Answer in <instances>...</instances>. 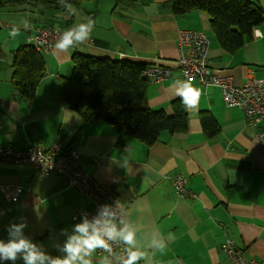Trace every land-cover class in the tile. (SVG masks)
Listing matches in <instances>:
<instances>
[{"label": "crops", "instance_id": "0c3cea01", "mask_svg": "<svg viewBox=\"0 0 264 264\" xmlns=\"http://www.w3.org/2000/svg\"><path fill=\"white\" fill-rule=\"evenodd\" d=\"M250 1L264 10V0ZM29 5L0 8V29H5L0 31V145L61 142L77 148L85 174L124 204L120 228L135 233L134 243L126 246L145 257L137 264H233L222 250L229 238L246 257L264 264V144L255 139L260 126L241 108L228 107L220 87L186 80L175 67L180 30L193 29L211 40V68L238 84L250 76L264 78V24L254 29L261 35L229 53L216 38L208 12L175 14L172 0H86L63 10ZM90 20V38L67 49L41 51L47 74L35 99L17 96L16 49L40 27L68 30ZM14 28L27 33L13 37ZM75 52L173 66L172 77L148 83L147 102L172 114V102L192 83L200 96L197 105L188 106V131H163L153 144L125 136L120 144L107 122L84 121L60 97L61 79L72 74ZM202 112L212 114L220 126L213 137L202 125ZM177 175L186 179L187 195L176 191ZM15 186L25 189L18 201L6 197L5 190ZM81 207L91 203L64 176H40L31 164L0 160V240L12 239V226L24 224L23 236L46 256L64 258V245L81 222L74 219ZM160 243L162 249L153 247ZM85 259L90 264L107 261L98 248ZM0 264L26 262L18 253L15 261L0 259Z\"/></svg>", "mask_w": 264, "mask_h": 264}, {"label": "trees", "instance_id": "16d2710c", "mask_svg": "<svg viewBox=\"0 0 264 264\" xmlns=\"http://www.w3.org/2000/svg\"><path fill=\"white\" fill-rule=\"evenodd\" d=\"M86 0H0L1 7L18 9L26 4L51 10H63ZM199 9L208 12L210 23L220 45L235 53L254 38V29L264 24V10L250 0H172L175 14ZM70 77L61 79L60 97L84 121H105L117 132L121 144L131 136L146 144L156 142L163 131L183 133L189 128V112L181 103L172 102L173 113L153 109L147 102L148 80L144 71L150 64L109 56L98 57L75 52ZM15 93L28 101L37 95L46 76V63L41 51L31 42L20 45L13 59ZM209 137L220 131L217 120L208 112L200 114Z\"/></svg>", "mask_w": 264, "mask_h": 264}, {"label": "built area", "instance_id": "2783aa9c", "mask_svg": "<svg viewBox=\"0 0 264 264\" xmlns=\"http://www.w3.org/2000/svg\"><path fill=\"white\" fill-rule=\"evenodd\" d=\"M70 30L75 32L78 28L62 30L55 27H40L31 35L30 42L39 51L44 48L51 50ZM72 41V44L80 42L74 35ZM178 43L180 53L175 67L182 71L183 77L189 81L190 78L191 81L198 80L205 86L220 87L228 107L241 108L251 123L260 126L255 133V139L264 144V78L250 76L245 82L238 84L232 77L224 76L211 68L209 61L211 40L201 30L181 29ZM173 74V66L157 63L148 66L144 71L148 82H161ZM79 158L80 152L77 148L66 147L61 142L49 146L27 142L24 148L16 147L12 143L0 145V160L31 164L40 176L60 174L66 178L70 186L79 190L87 202L91 203V207L79 208L74 216L76 221L83 222L87 218L90 224L101 230L105 228L106 222L110 221L120 229L126 212L124 204L117 200L107 186L99 184L92 176L85 174L80 168ZM174 185L178 194L184 196L189 193L183 176H175ZM24 190L22 186L7 188L6 197L18 201ZM109 244V251L98 248V253L106 256L108 264H122L128 256V251L132 249L120 239L109 241ZM222 250L233 264H262L256 258L246 257L231 238L222 244Z\"/></svg>", "mask_w": 264, "mask_h": 264}, {"label": "clouds", "instance_id": "9594fccd", "mask_svg": "<svg viewBox=\"0 0 264 264\" xmlns=\"http://www.w3.org/2000/svg\"><path fill=\"white\" fill-rule=\"evenodd\" d=\"M93 25L94 22L90 20L87 24H80L78 30L75 32L70 30L64 35V38L58 42L57 47L60 49H67L73 42V35L78 41L90 38L89 28ZM18 34L19 31L15 28L9 33V35L13 37ZM257 34L261 35L257 30H254V35ZM181 95L183 97L181 103L185 105V110L187 111L188 106L198 104L200 90L195 88L192 83H189L181 90ZM105 211H107V206H105ZM24 226V224L13 225V231L10 232L13 238L9 239L7 242L0 240V259H11L15 261L18 253H22L26 264H43L45 260H48L49 264H90L89 260L85 259V256L91 255L97 248L109 251V241H115L117 239L124 241L126 245H132L135 237V233L132 230L128 228L117 229L115 224H112L110 221L106 222L105 228L101 230L96 228L93 224H90L88 219L85 218L83 222L75 225L76 232L64 245V251L67 255L64 258H51L46 256L34 242L23 236L22 229ZM153 247L162 249L164 245L160 243L159 245H153ZM142 258H145L143 253L129 250L128 256L123 260L122 264H137V261ZM105 264H107V261H105Z\"/></svg>", "mask_w": 264, "mask_h": 264}, {"label": "rangeland", "instance_id": "374dc122", "mask_svg": "<svg viewBox=\"0 0 264 264\" xmlns=\"http://www.w3.org/2000/svg\"><path fill=\"white\" fill-rule=\"evenodd\" d=\"M29 5V4H28ZM33 4H30L29 5V7H36L37 8V6H32ZM3 30H5V29H3ZM2 29H0V31H3ZM19 32H22V34H26L27 32L25 31V30H19ZM16 40H13V41H10V43H14ZM9 43V42H8ZM71 76V75H70Z\"/></svg>", "mask_w": 264, "mask_h": 264}]
</instances>
